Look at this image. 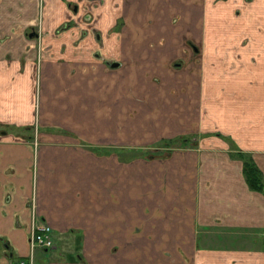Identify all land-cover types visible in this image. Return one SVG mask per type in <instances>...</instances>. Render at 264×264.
Returning a JSON list of instances; mask_svg holds the SVG:
<instances>
[{
  "label": "crops",
  "instance_id": "1",
  "mask_svg": "<svg viewBox=\"0 0 264 264\" xmlns=\"http://www.w3.org/2000/svg\"><path fill=\"white\" fill-rule=\"evenodd\" d=\"M79 1L43 0L44 32ZM101 3L107 61H39L41 0H0V234L27 256L35 204L38 264H264V36L233 0Z\"/></svg>",
  "mask_w": 264,
  "mask_h": 264
},
{
  "label": "flooded vegetation",
  "instance_id": "2",
  "mask_svg": "<svg viewBox=\"0 0 264 264\" xmlns=\"http://www.w3.org/2000/svg\"><path fill=\"white\" fill-rule=\"evenodd\" d=\"M104 0H81L77 4L70 5L69 13L67 16V20L64 23L63 26H61L59 29L56 30L54 36H61L63 32H67L70 30H77L79 32V36L82 38V42L89 39L92 36H96L97 40H102V36L98 34V31L96 30L94 23H95V17L93 13V9H96L102 4L101 2ZM222 1H229V0H222ZM241 1V2H240ZM233 2L237 5L236 10V16L238 18L246 16L248 24L251 26H255V30L259 36H264V0H233ZM82 3V4H80ZM244 4L243 6H239L240 4ZM85 4V13L81 14L82 6ZM41 7L42 11H40V17L38 26H36L32 31L28 32V36L36 41L39 42V46L36 45V48L39 47L38 57H42V51L44 56L47 54L48 50H42V40L44 45V38L41 37L49 36L46 32L43 30V0H41ZM252 36V35H250ZM255 36H257L255 34ZM80 39V40H81ZM41 40V43H40ZM88 43V41L86 42ZM255 44L254 40L249 41L246 40L243 42V46H249ZM62 46H65V44H62ZM69 51V50H68ZM92 57L95 59L100 58V53L97 51H94L92 53ZM43 56V58H44ZM40 61V60H39ZM110 68L117 69L119 68L118 63H111L108 64ZM117 65V66H116ZM116 66V67H115ZM36 206L33 205V216H32V227H30L31 234L27 240V247L29 250V256H21L16 255V250L14 246H12L11 242H9L7 239L0 237V244L3 245L5 248L6 253L8 252L9 256H6L7 258H10V261L18 262V264H38L39 256L40 254H44L50 250L47 249H33L32 248V242H33V229H34V223L35 219L34 217L37 216L38 220L40 222L45 223L44 219L36 212ZM56 248L55 250H57ZM37 253H39V256H36Z\"/></svg>",
  "mask_w": 264,
  "mask_h": 264
},
{
  "label": "rangeland",
  "instance_id": "3",
  "mask_svg": "<svg viewBox=\"0 0 264 264\" xmlns=\"http://www.w3.org/2000/svg\"><path fill=\"white\" fill-rule=\"evenodd\" d=\"M63 37L64 36H44V37H41L42 39L44 38V40H45L44 45H43V40H42V50H48L47 55H49L51 60H57L60 58H64L65 55L68 54V52H69V54H75L76 56H78V55L84 54L85 52H90L88 50H92V52L97 51L100 53L99 60L107 61L105 53L108 51V48H110V47L107 45L106 38L105 39L102 38V40L98 41L96 36H92L90 38L91 39L90 41H89V39H87L84 42H82L81 36H68V38H66V40H63ZM57 40H58V42H59V40H63V41H61V43L59 42L61 44L60 46L56 44L55 41H57ZM246 40L251 41L252 39L247 38ZM87 41H89V43H86ZM90 42H91V44H90ZM40 43H41V40H40ZM62 44H65V46H62ZM36 45L39 46L40 45L39 42H37ZM36 49L39 50V47H37ZM44 54L45 53H43V51H42V57H38V60L42 61L44 59L43 58ZM85 55L86 54H84V56ZM83 58H85V57H83ZM180 142H181V140H180ZM176 143L177 142H173V141L162 143L161 145H159L158 150H147L146 156L149 160L151 158H155V157H159V156H168V154L172 150L177 149L179 147V146H176ZM140 145H143V143H140ZM182 146L191 149L194 147V144H192V142L189 145L183 143ZM182 146H180V147H182ZM23 230L26 231L25 233H27L28 238H29V236L31 234L30 228L27 230L24 227V228H22V231ZM0 237L5 238L9 242H11L12 246H14V248L16 250V255H20V252L22 250L19 251V248H18L19 242L18 241L24 242L23 234L21 235V234H18L17 232H15L13 230H9L4 234L1 233ZM55 246L58 248V250H50L47 253L51 258H54L55 256H57L61 252L59 249V243H58V241H56V239H55ZM4 251H5V248L3 247L2 244H0V260H2V256H9L8 252L6 253V255H4ZM36 256H39V253H37ZM12 264H18V262L12 261Z\"/></svg>",
  "mask_w": 264,
  "mask_h": 264
},
{
  "label": "built area",
  "instance_id": "4",
  "mask_svg": "<svg viewBox=\"0 0 264 264\" xmlns=\"http://www.w3.org/2000/svg\"><path fill=\"white\" fill-rule=\"evenodd\" d=\"M34 219L32 248L55 250L57 247L55 246V236L52 228L46 223L40 222L37 216Z\"/></svg>",
  "mask_w": 264,
  "mask_h": 264
},
{
  "label": "trees",
  "instance_id": "5",
  "mask_svg": "<svg viewBox=\"0 0 264 264\" xmlns=\"http://www.w3.org/2000/svg\"><path fill=\"white\" fill-rule=\"evenodd\" d=\"M247 177L253 188L259 189V184L261 183V175L258 170L254 167L249 166L247 169Z\"/></svg>",
  "mask_w": 264,
  "mask_h": 264
},
{
  "label": "water",
  "instance_id": "6",
  "mask_svg": "<svg viewBox=\"0 0 264 264\" xmlns=\"http://www.w3.org/2000/svg\"><path fill=\"white\" fill-rule=\"evenodd\" d=\"M116 66H117V65H116ZM116 66H115V67H116Z\"/></svg>",
  "mask_w": 264,
  "mask_h": 264
}]
</instances>
